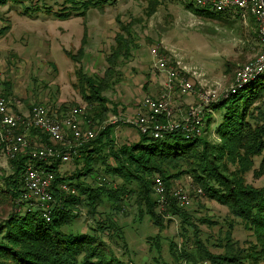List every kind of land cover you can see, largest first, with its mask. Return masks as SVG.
Wrapping results in <instances>:
<instances>
[{
	"label": "trees",
	"instance_id": "16d2710c",
	"mask_svg": "<svg viewBox=\"0 0 264 264\" xmlns=\"http://www.w3.org/2000/svg\"><path fill=\"white\" fill-rule=\"evenodd\" d=\"M114 1L32 0L31 4L33 9L39 10L40 3L42 10L64 21L83 17L89 8L101 9ZM152 1V6L158 5L156 0ZM10 2L22 1L0 0V7ZM49 2L58 6L57 11L51 10ZM185 8L211 19H219L217 16L222 14L192 3H186ZM117 23L119 32L106 56L103 76H89L78 71L80 95L87 104L84 119L90 127L102 125L109 113L116 112L114 105L108 106L109 100L103 94L119 80L117 68L128 60L135 47L127 25L119 20ZM253 25L258 36L257 27ZM7 27H2L0 34ZM86 36L84 33L76 55L66 52L74 61H80L85 54ZM2 95L9 99V90ZM65 107L61 105L58 110L63 111ZM207 110L202 116V137V134L190 137L176 129L156 139L137 130L136 141L118 146L113 137L115 125L109 124L98 131L93 140L76 148V156L72 158L75 167L71 173L65 175L60 171L59 160L50 166L37 162V166L46 168L54 176L52 196L55 203L50 208L48 221L31 201L22 199L23 175L30 162V151L9 159V173L0 176V208H5L0 215V264H128L115 256L103 238L106 231L113 240L122 238V228L114 217L98 221L95 229H90L91 233L63 229L72 227L73 221L81 215L79 209H85L91 219L97 220L98 208L106 203L111 214L117 215L131 201L138 209V220L146 217L156 229L146 238L148 249L160 254L163 243L168 244L169 255L176 264L263 263L264 185L253 186L247 182V175L251 174L254 179L264 177V74L226 98L222 96L210 103ZM222 110L220 120L215 123L211 114ZM13 111L18 114L15 106ZM158 122L165 123V118L159 117ZM32 132L41 144L52 145L45 134L37 130ZM212 133L216 141L208 140L207 136ZM256 158L260 159L257 166ZM99 173L103 179H98L101 184L96 185ZM157 176L165 187L162 207L152 189ZM183 176H189L198 187L197 196L225 208L221 220L207 215L197 217V211L187 209L190 200L187 206L178 203L171 184ZM108 177L121 181V185L114 188L103 184ZM61 184L69 187V193L59 189ZM166 217L179 220V242L163 236L171 220ZM201 226H205V230ZM239 226L247 233L244 241L235 237Z\"/></svg>",
	"mask_w": 264,
	"mask_h": 264
},
{
	"label": "rangeland",
	"instance_id": "374dc122",
	"mask_svg": "<svg viewBox=\"0 0 264 264\" xmlns=\"http://www.w3.org/2000/svg\"><path fill=\"white\" fill-rule=\"evenodd\" d=\"M21 1L0 7V29L8 26L0 34V94L9 90V99L19 101L25 111L37 104L57 114L78 108L81 110L79 118L83 120L87 114V104L80 95L78 71L89 76H103L106 56L113 45L115 34L119 32L117 20L127 25L135 47L130 59L120 63L117 68L119 80L103 94L109 100L108 106L112 108V105L118 106L121 103L118 91L132 79L137 84L130 87L127 98L133 103L138 100L141 103L147 96L159 98L164 91L162 89L166 73L157 70L150 57V49L158 47L166 55L169 65L176 67L179 72L177 79L172 81L171 88L165 90L172 111L168 122L182 123L193 109H199L200 116H204L209 104L215 102L212 101L215 99L212 95L221 98L234 86L237 71L253 61L261 51L253 25L256 23L252 17L242 19L235 10L222 13L217 16L219 19L198 16L185 8L186 3H191L190 0H156L157 6H152V0H115L113 4L101 9L89 8L83 17L65 21L42 10L40 3L37 10L33 9L32 0ZM48 6L52 11L58 9L51 2ZM84 33L87 34L83 47L85 54L77 62L65 52L76 55ZM181 80L192 83L190 93L179 92ZM127 98H122V101L128 106ZM180 103L182 105L177 107ZM61 105H66L63 111L58 110ZM222 112L223 110L211 114L215 123L220 120ZM129 116L111 112L97 129L100 131L109 124L115 125L114 132L116 128H119V132L129 129L130 134L117 136L115 143H132L138 139V133L136 128L125 122ZM113 117L120 118V121L112 123ZM94 126L96 125L89 129ZM68 132H65L66 141L72 138ZM207 138L216 141L213 133ZM117 145L119 146L118 143ZM73 160L63 164L60 171L65 175L71 173L75 167ZM259 160L256 158L255 166ZM7 173V161L0 154V176ZM100 178L103 179L102 173L97 175L96 185L100 183ZM247 182L259 187L264 185V177L254 179L249 174ZM102 183L114 188L121 185V181L109 177ZM171 188L173 192L178 190L188 195L190 205L187 209L197 211V217L207 215L219 220L224 217L225 208L203 196H197L195 190L198 187L189 176L174 180ZM131 202L117 215L111 214L106 203L98 208L97 220L91 219L85 209H79L80 217L73 221L70 229L66 227L63 230L91 233L90 229H95L98 221H106L107 216L114 217L117 225L122 228V238L113 240L107 231L103 233V238L116 257L128 264H176L169 255L168 244L163 243L160 254L148 249L146 238L153 235L156 229L146 217L138 220V209ZM4 210L5 208H0L1 216ZM169 218L171 220L163 236L179 242V220L166 217ZM201 228L205 230V226ZM246 235L241 226L235 231V237L239 241H244Z\"/></svg>",
	"mask_w": 264,
	"mask_h": 264
},
{
	"label": "built area",
	"instance_id": "2783aa9c",
	"mask_svg": "<svg viewBox=\"0 0 264 264\" xmlns=\"http://www.w3.org/2000/svg\"><path fill=\"white\" fill-rule=\"evenodd\" d=\"M190 1L199 8L209 9L215 13L235 10L242 19L250 16L256 23L261 51L253 61L246 63L237 71L234 86L223 94L225 98L229 93H235L245 84L264 74V0ZM150 54L154 59L156 68L166 73V86L169 90L172 81L177 79L179 74L177 68L169 65L166 55L161 53L158 47L150 49ZM192 89L193 85L190 81H179V92L181 94H188ZM212 97L215 98L212 101L218 99L215 95H212ZM167 100L166 93H162L159 98L144 97L141 102L144 112L134 118L128 117L125 122L141 133H149L156 139L161 138L164 133L176 129H181L190 137H199L202 134L203 125L200 110H190L182 123L168 122L172 116V111L169 108V100ZM205 102L208 103V101ZM20 105L19 101H12L0 94V154L8 161L20 153L30 151V162L26 164L24 169L22 199L31 201L32 205L38 208L48 221L50 208L55 203L52 196L54 176L52 172L37 166L36 163L42 162L44 165L50 166L56 160H59L61 165L71 162L73 156L77 153L76 148L93 140L96 133H98V129H82L79 126L77 119L81 110L78 108L57 115L45 106L37 104L30 106L26 115L22 116L13 111L14 106ZM162 116L165 118V123L158 122V118ZM117 121H120V118L113 117L112 123ZM32 130L45 134L52 145L41 144L40 139L33 134ZM67 131L71 132L72 141L65 140V132ZM31 132L34 137L29 135ZM34 140L37 141V145H32ZM59 189L69 193V187L65 184H61ZM152 189L154 197L162 207L165 203V187L158 176L153 179ZM200 192V190L197 191L199 194ZM174 198L181 206L189 204L188 195L181 191H175Z\"/></svg>",
	"mask_w": 264,
	"mask_h": 264
},
{
	"label": "crops",
	"instance_id": "0c3cea01",
	"mask_svg": "<svg viewBox=\"0 0 264 264\" xmlns=\"http://www.w3.org/2000/svg\"><path fill=\"white\" fill-rule=\"evenodd\" d=\"M87 13V12H86ZM61 21V20H60ZM65 21V20H64ZM82 40V39H81ZM65 54H66V52H65ZM131 56H132V54H131ZM130 56V57H131ZM130 57L128 58V60L130 59ZM151 57V60H152V63L154 64V59H153V57L152 56H150ZM154 67L156 68V66H155V64H154ZM157 69V68H156ZM158 70V69H157ZM165 80H164V82H163V85H164V87H163V89L162 90H164L162 93H165V90L167 91V86H166V83H167V77L166 78H164ZM153 83H154V81H153ZM136 84L137 83H134V79H132V81L130 80L129 81V83H125L124 84V86H122V89L120 90V91H118V99L120 100L119 102H121V103H119L118 104V106H115L116 108L115 109H117L116 110V112L117 113H119L120 115H123L124 114V116H127V115H130L129 117H131V116H133V115H140L141 114V112H142V107H141V103L139 102L140 100H138L136 103H133L132 102V100H129L128 98H127V95H130V93H129V90L131 89L130 87H135L136 86ZM165 88V89H164ZM111 89V88H110ZM109 91V90H108ZM161 93V94H162ZM160 94V95H161ZM120 97V98H119ZM127 98L126 99V102H128L129 103V105L127 106V103L126 104H124V102L122 101V98ZM160 97V96H159ZM153 98V97H152ZM156 98H158V97H156ZM182 104L180 103L177 107H179V106H181ZM32 106V105H31ZM30 108V107H29ZM29 108L27 109V111H25V110H22L23 109V107H21V105L20 106H15V110H16V112L18 113V114H20V115H22V116H24V115H26V113L29 111ZM22 110V111H21ZM77 123L79 124V126L82 128V129H89L90 128V126H89V124L85 121V119H83V120H81L79 117H78V119H77ZM98 127L97 126H94V129H97ZM93 129V128H92ZM119 128H116V131L115 132H113V137H114V139L117 137V136H120V135H129L130 134V132H131V130H129V129H127V130H121L119 133ZM70 134H71V132H69ZM29 135L30 136H32V137H34L33 136V134H32V132L31 133H29ZM72 135V134H71ZM133 136H136V135H133ZM137 137V136H136ZM119 145H122L124 142H117ZM33 144L34 145H37V141L36 140H34L33 141ZM68 164V163H67ZM65 165V164H64ZM62 166V165H61Z\"/></svg>",
	"mask_w": 264,
	"mask_h": 264
}]
</instances>
